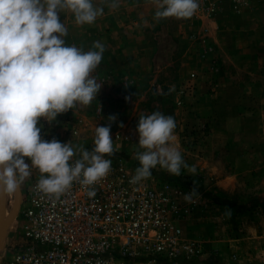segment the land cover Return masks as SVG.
<instances>
[{
	"label": "rangeland",
	"instance_id": "rangeland-1",
	"mask_svg": "<svg viewBox=\"0 0 264 264\" xmlns=\"http://www.w3.org/2000/svg\"><path fill=\"white\" fill-rule=\"evenodd\" d=\"M110 2L93 0L104 13L91 25H77L69 10L60 13L67 45L85 51L94 41L105 45L91 73L101 89L90 105L77 103L51 123L42 117V139L91 150L95 128L116 115L114 147L136 169L139 116L172 115L173 143L197 174L182 170L177 177L157 166L148 180L169 181L180 191L183 231L201 242L211 263L264 264V1L236 8L224 0L213 15L159 21L153 19L154 0H119L116 8ZM194 181L199 195L189 202L184 196ZM14 197L15 191L7 192L8 211ZM18 220L17 215L5 249L19 238Z\"/></svg>",
	"mask_w": 264,
	"mask_h": 264
},
{
	"label": "clouds",
	"instance_id": "clouds-1",
	"mask_svg": "<svg viewBox=\"0 0 264 264\" xmlns=\"http://www.w3.org/2000/svg\"><path fill=\"white\" fill-rule=\"evenodd\" d=\"M154 2L156 21L189 19L200 8V0ZM118 6L119 0L108 4L109 8ZM65 10L74 14L80 26L93 24L104 13V8L93 0H0V192L19 189L33 168L41 174L37 189L56 197L74 181L94 185L111 170L112 160L106 155L114 156L119 151L111 135L116 115L107 117L106 126L95 128L91 150L70 141L61 143L41 137L37 125L42 117L51 123L77 103L90 105L101 89L91 73L100 65L105 45L94 41L87 51L75 44L67 45L64 37L68 28L60 20ZM120 127H124L123 123ZM176 127L174 117L160 111L139 116V142L133 155L139 166L132 184L150 178L157 166L177 177L182 170L192 176L197 174L196 165H189L173 143ZM25 157L31 164L25 162ZM198 189L194 181L185 200L191 202L197 197ZM230 214L226 208L225 215Z\"/></svg>",
	"mask_w": 264,
	"mask_h": 264
},
{
	"label": "built area",
	"instance_id": "built-area-1",
	"mask_svg": "<svg viewBox=\"0 0 264 264\" xmlns=\"http://www.w3.org/2000/svg\"><path fill=\"white\" fill-rule=\"evenodd\" d=\"M223 1L200 0L197 12L213 15ZM229 1L238 8L264 0ZM105 158L112 160L106 177L91 186L74 181L59 197L40 192L41 174L31 169L21 183L19 238L3 246V264H213L183 231L178 189L169 181L132 184L135 169L125 157Z\"/></svg>",
	"mask_w": 264,
	"mask_h": 264
},
{
	"label": "water",
	"instance_id": "water-1",
	"mask_svg": "<svg viewBox=\"0 0 264 264\" xmlns=\"http://www.w3.org/2000/svg\"><path fill=\"white\" fill-rule=\"evenodd\" d=\"M21 188L15 191V200L12 209L7 214L6 192H0V254L3 249V243L7 237L8 230L16 218L21 205Z\"/></svg>",
	"mask_w": 264,
	"mask_h": 264
},
{
	"label": "bare ground",
	"instance_id": "bare-ground-1",
	"mask_svg": "<svg viewBox=\"0 0 264 264\" xmlns=\"http://www.w3.org/2000/svg\"><path fill=\"white\" fill-rule=\"evenodd\" d=\"M20 188H21V191H22V196H21V205H22V200H23V190H22V187L20 185ZM6 197H7V192H6ZM14 200H15V197H14ZM21 205H20V209H21ZM20 209H19V212H20ZM10 211H8V208H7V214L9 213ZM18 212V213H19ZM18 215V214H17ZM17 217V216H16ZM5 242V241H4ZM4 244V243H3Z\"/></svg>",
	"mask_w": 264,
	"mask_h": 264
},
{
	"label": "crops",
	"instance_id": "crops-1",
	"mask_svg": "<svg viewBox=\"0 0 264 264\" xmlns=\"http://www.w3.org/2000/svg\"><path fill=\"white\" fill-rule=\"evenodd\" d=\"M10 229L8 230L7 237L5 239V244H6L7 240H8V238L10 237ZM2 252H3V250L1 251V254H2ZM1 254H0V258H1ZM0 264H2V261L1 260H0Z\"/></svg>",
	"mask_w": 264,
	"mask_h": 264
}]
</instances>
